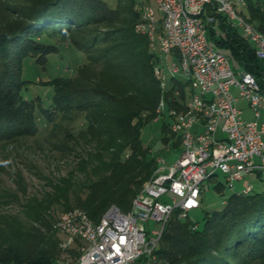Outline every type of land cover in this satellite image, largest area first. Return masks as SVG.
Here are the masks:
<instances>
[{"label":"trees","instance_id":"16d2710c","mask_svg":"<svg viewBox=\"0 0 264 264\" xmlns=\"http://www.w3.org/2000/svg\"><path fill=\"white\" fill-rule=\"evenodd\" d=\"M135 4L128 0L124 5L121 13L128 18L123 19L114 17V9L102 0H33L27 13L0 9V143L37 132L35 105L23 95L27 80L22 77V59L30 55L40 60L53 51L41 43L43 32L68 37L84 53L74 77L46 81L54 90L52 104L41 108L52 124L48 134L54 140L52 147L67 152L72 165L64 175L49 178L48 189L41 193L26 195L22 189L23 199H14L17 210L0 212V264H56L63 251L54 228L58 219L54 208L82 209L94 222L111 205L127 211L156 169L141 129L158 116L161 89L154 77L158 57L146 36L134 30ZM243 13L264 33V0H248ZM115 23L120 26L114 27ZM96 24L108 27L99 34L71 37L72 32ZM208 39L230 50L240 68L264 86V60L256 57L237 28L219 20V31L209 29ZM184 86L171 80L164 94L167 109H184ZM79 114L83 123L74 130L71 123ZM163 130L164 142L171 140L179 148V135L170 126ZM256 176L264 184V178ZM210 182L222 194L224 183ZM70 253L78 255L76 249ZM134 264H264V188L235 191L220 207L202 208L200 226L188 216L179 218L175 211L153 257L142 256Z\"/></svg>","mask_w":264,"mask_h":264},{"label":"built area","instance_id":"2783aa9c","mask_svg":"<svg viewBox=\"0 0 264 264\" xmlns=\"http://www.w3.org/2000/svg\"><path fill=\"white\" fill-rule=\"evenodd\" d=\"M248 0H135L138 13L134 30L146 36L150 49L174 56L169 76L159 58L154 67L161 96L158 116L166 107L165 92L176 74L188 75L189 95L184 109H168L170 129L179 135L182 151L167 166L157 167L123 211L111 205L98 222L79 208L62 212L54 224L59 247L74 246V260L56 264H134L153 257L167 220L177 211L185 219L200 207L201 191L208 180L233 186L245 175L264 177V86L254 74L236 70L230 56L208 39V30L221 23L237 28L257 58L264 60V33L244 16ZM158 57V55H157ZM235 92L237 95H235ZM174 94L179 95L176 89ZM248 103L252 117H243L237 101ZM157 116V117H158ZM246 185L236 192L247 193ZM170 194L171 201L162 197ZM153 222L154 226H147Z\"/></svg>","mask_w":264,"mask_h":264},{"label":"rangeland","instance_id":"374dc122","mask_svg":"<svg viewBox=\"0 0 264 264\" xmlns=\"http://www.w3.org/2000/svg\"><path fill=\"white\" fill-rule=\"evenodd\" d=\"M105 7L114 9L112 14L114 17L123 19L128 18L122 14V9L128 0H102ZM33 0H0V9H10L12 11H21L27 13L31 8ZM136 5V4H135ZM245 11V9H243ZM120 26L115 23L114 27ZM106 24H96L89 26L84 31H74L71 37L81 38L85 34H99L107 28ZM41 43L49 45L50 51L45 54V57L38 60L36 56L27 55L22 59V77L27 80L26 88L23 89V95L32 100L35 105V124L37 132L34 136H26L14 139L13 141L0 143V212L9 210H17V202L15 198L23 199L22 189L26 195L38 194L43 190L48 189L46 183L52 176L64 175L70 166L71 157L67 152L54 150L51 143L54 140L49 138V132L52 129V124L46 120L41 114V108H51L53 87L46 85V81L55 77L71 78L77 73V69L84 62V53L76 47L68 37H62L50 32H43L40 37ZM212 43V42H211ZM214 46L215 44L212 43ZM101 44H98L100 46ZM216 47V46H215ZM44 48V47H43ZM43 48L39 50H43ZM219 51L230 56L231 65L234 69L240 70V65L230 52L225 48H218ZM158 58L164 67V71L169 76V67L173 61L177 59L167 53L157 50ZM177 79L184 84L185 94L188 98L189 84H187L188 75L184 72L176 74ZM170 87V84H169ZM235 95L236 92H235ZM237 107L243 110V117L250 119L252 117L248 103L241 99L237 101ZM173 119L168 115L167 107L164 108L163 114L159 115L152 121L143 125L141 129V139L143 144L149 148L148 157L155 160L161 158L163 163L160 166L172 164L180 155L182 145L179 148L172 146L171 140L164 142L165 132L164 126H170ZM83 123L82 114L71 123V128L79 129ZM70 125V124H69ZM68 126V125H67ZM63 136L59 137L61 140ZM219 181L221 179L219 173ZM264 178V177H262ZM208 184V183H207ZM252 184L255 190L264 188V184L259 181L256 174L245 175L243 181H236L233 186L224 184L220 194L210 182L205 189L203 203L201 207L192 209L188 213L189 219L198 222L201 225L202 208L213 209L221 206L223 199L235 191H240L246 185ZM163 201H171L170 194L162 197ZM61 210L57 206L54 208V214L58 218L61 215ZM154 226L153 222L147 223V226ZM60 236V235H59ZM76 249V246L71 250ZM63 251L62 261H71L75 259L70 251Z\"/></svg>","mask_w":264,"mask_h":264}]
</instances>
